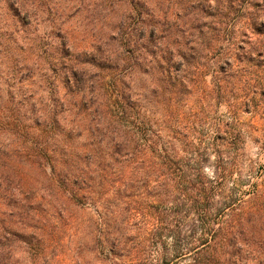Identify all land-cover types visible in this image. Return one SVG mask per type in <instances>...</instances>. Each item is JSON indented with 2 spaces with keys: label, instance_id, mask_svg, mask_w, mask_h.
Returning a JSON list of instances; mask_svg holds the SVG:
<instances>
[{
  "label": "trees",
  "instance_id": "obj_1",
  "mask_svg": "<svg viewBox=\"0 0 264 264\" xmlns=\"http://www.w3.org/2000/svg\"><path fill=\"white\" fill-rule=\"evenodd\" d=\"M84 9L90 21L83 32L86 41L79 44L66 26ZM235 30L239 37H250L254 46L246 50L238 46L241 54L232 52L223 64L230 63V69L240 62L246 69L256 61L260 69L264 59V0H0L2 167L48 171L50 197L58 200L59 192L68 199L70 193L78 195L85 190L83 173L100 168L102 159L96 162L92 152L104 143V160L126 158L133 146L132 151L142 159L138 168L154 177L146 181L147 190L166 188L177 177L181 180L185 172L173 168L168 149L148 130L136 135L113 128H129L135 121L140 128L144 123L139 120V106L132 94L136 70L151 72L156 86L165 74V80L174 79L181 88L183 82L174 64L183 62L184 70L190 72L192 64L186 54L189 42L202 44L206 39L207 50L222 41L228 47L234 44ZM262 79L259 83L264 87ZM21 109L30 112L26 117L30 125L19 117ZM63 122H67L66 129ZM80 122L93 123L88 134L91 141L82 148L73 147L81 136ZM222 182L223 174L217 173L211 180L196 183L192 188L196 201L191 200L196 214L203 211V203L218 204L223 212ZM137 198L142 200L140 195ZM146 198L148 204L134 198L128 204H133V216L142 219L147 240L159 248L160 239L170 237L175 240L173 251L180 253L184 248L181 229L169 226L157 212L162 195L155 196L156 206L150 202L151 196L144 195ZM233 202L234 198L226 196L224 206ZM234 225L228 223L218 229L226 248L225 264L241 261L240 250L229 251L236 237ZM194 228L202 230L200 239L206 248L215 243L217 236L208 231L202 219ZM96 241L101 250L115 257L114 238Z\"/></svg>",
  "mask_w": 264,
  "mask_h": 264
},
{
  "label": "rangeland",
  "instance_id": "obj_2",
  "mask_svg": "<svg viewBox=\"0 0 264 264\" xmlns=\"http://www.w3.org/2000/svg\"><path fill=\"white\" fill-rule=\"evenodd\" d=\"M89 21L84 9L67 23L79 44L86 41L83 32ZM235 33L234 44L227 47L222 41L213 50L205 49L206 39L202 44L189 42L190 72L184 70L183 62L174 64L181 88L174 79L165 80V74L157 86L149 71L136 70L133 75L132 94L144 123L140 128L135 121L129 128L113 129L136 135L148 130L168 149L173 168L186 174L170 181L168 187L146 189V181L154 177L138 168L142 159L132 151L133 146L126 158L114 161L104 160L107 149L102 143L92 152L96 162L102 159L100 168L83 173L85 190L70 193L68 199L57 192L56 201L50 197L48 171L45 174L27 166L4 169L0 158V264H225L226 248L218 229L228 223L235 224L236 237L229 251L240 250L237 264H264V87L259 83L262 77L264 81V59L260 69L256 61L246 69L240 62L230 69V63L225 66L232 52L241 54L238 46L246 50L255 43ZM18 114L26 125L32 123L26 118L28 109ZM63 123L66 129L67 122ZM92 126L79 123L81 136L73 147L90 143ZM217 173L223 174V212L218 204L203 203V211L196 214L191 200L197 196L192 188ZM159 193L160 204L155 198ZM144 195L159 205L161 220L181 229L184 248L180 253L173 251L175 240L170 237L160 239L159 248L147 240L142 219L133 216V204H128L131 198L148 204ZM226 196L234 198L231 206H224ZM200 219L217 236L210 248L202 245V230L194 228ZM108 236L116 240L115 257L97 245L96 240Z\"/></svg>",
  "mask_w": 264,
  "mask_h": 264
}]
</instances>
